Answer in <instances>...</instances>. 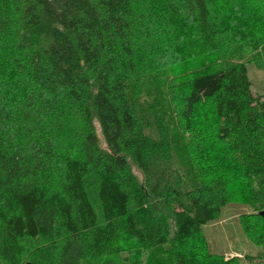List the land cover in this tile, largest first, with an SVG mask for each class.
<instances>
[{
  "label": "trees",
  "instance_id": "1",
  "mask_svg": "<svg viewBox=\"0 0 264 264\" xmlns=\"http://www.w3.org/2000/svg\"><path fill=\"white\" fill-rule=\"evenodd\" d=\"M219 7L0 0L5 264H136L157 251L173 264H224L204 253V229L230 205L233 179L213 152L192 149L193 163L183 160L175 135L204 121L207 140L231 155L252 211L241 216L246 230L264 240V97L247 73V64L263 66L264 6L259 35L231 30L239 5ZM185 24L221 62L166 96L156 83V31L177 44Z\"/></svg>",
  "mask_w": 264,
  "mask_h": 264
},
{
  "label": "rangeland",
  "instance_id": "2",
  "mask_svg": "<svg viewBox=\"0 0 264 264\" xmlns=\"http://www.w3.org/2000/svg\"><path fill=\"white\" fill-rule=\"evenodd\" d=\"M213 3L220 6V9H222L221 5L223 3H227L229 7L231 4L236 7L239 5L240 10L237 8L234 16L230 19L231 30L239 27L245 30L243 31L244 35L247 32L259 35V22L262 20V16L260 15L258 20L257 18L262 12L261 7L264 6V0H213ZM248 5L253 6V9H250ZM218 11L216 10V12ZM176 31L178 36H175V38L179 42L177 44L172 43L174 40L172 35L169 36L170 41L167 39L168 35L163 29L156 31L157 55L162 54L163 59L156 68L157 71H160L157 72V75L161 78L156 83L163 88L166 96H168L166 91L171 86L179 85L201 72L214 70L221 62L220 55L206 48L187 24L183 28L179 25ZM250 54L248 52L247 55L250 56ZM262 60L263 66L261 68L254 63L247 64V73L252 83V92L264 97V59ZM95 127L99 137H101L98 125L95 124ZM210 130V123H205V121L199 122L198 126L185 134L175 130V135L179 140L178 148L183 160L187 163H193L190 155L192 149L195 151L201 150L200 153L207 154V156H210L213 152L216 160L219 159L220 168L218 170L222 173H230L229 176L233 179L230 205L223 210L219 221L204 229L205 243H203V251L209 259L221 260L224 264H264V240L260 239L261 241L259 240L258 243V233L252 235L251 232L246 230L242 221L243 217L241 216L244 214L249 215L252 211L239 192V184L235 178L236 168L227 159L231 158V155L224 146L211 144V141L207 140L206 137H208ZM202 136L206 139L204 143L200 141ZM133 172L142 181V174L135 167H133ZM249 221L253 222L251 225L257 223L256 219H249ZM259 225L264 227L262 222ZM149 255H143L142 262L137 260L139 255L135 256L136 264H173L168 256L158 251ZM26 260L27 258L24 261ZM0 264H5V262L0 259Z\"/></svg>",
  "mask_w": 264,
  "mask_h": 264
},
{
  "label": "water",
  "instance_id": "3",
  "mask_svg": "<svg viewBox=\"0 0 264 264\" xmlns=\"http://www.w3.org/2000/svg\"><path fill=\"white\" fill-rule=\"evenodd\" d=\"M260 216L264 218V211L260 212ZM30 264V263H28Z\"/></svg>",
  "mask_w": 264,
  "mask_h": 264
}]
</instances>
